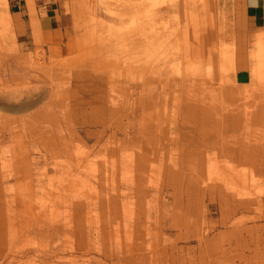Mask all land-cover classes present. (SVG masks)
Listing matches in <instances>:
<instances>
[{
	"label": "rangeland",
	"instance_id": "1",
	"mask_svg": "<svg viewBox=\"0 0 264 264\" xmlns=\"http://www.w3.org/2000/svg\"><path fill=\"white\" fill-rule=\"evenodd\" d=\"M202 1L25 0L24 38L0 3V177L49 211L5 220L0 264H264V25L238 86L230 0Z\"/></svg>",
	"mask_w": 264,
	"mask_h": 264
},
{
	"label": "crops",
	"instance_id": "2",
	"mask_svg": "<svg viewBox=\"0 0 264 264\" xmlns=\"http://www.w3.org/2000/svg\"><path fill=\"white\" fill-rule=\"evenodd\" d=\"M61 0H34L36 8L44 10L45 19L49 22L55 18ZM232 6L231 42L235 47V83L238 86H247L249 77L247 74V52L250 37L260 32L264 25L262 6L264 0H230ZM9 14L16 38H24L27 35L25 21L29 16L25 0H8ZM44 20V19H43ZM243 53L245 67L238 69V53Z\"/></svg>",
	"mask_w": 264,
	"mask_h": 264
},
{
	"label": "bare ground",
	"instance_id": "3",
	"mask_svg": "<svg viewBox=\"0 0 264 264\" xmlns=\"http://www.w3.org/2000/svg\"><path fill=\"white\" fill-rule=\"evenodd\" d=\"M3 0H0V3L2 2ZM201 7H202V9H200L201 11H203V13L204 14H210V12H211V10L213 9V7H214V5H213V3H211V1L210 0H204V1H202V3H201ZM29 8H30V11H32V5L30 6L29 5ZM209 16V15H208ZM211 18V17H210ZM210 21V20H209ZM206 23V22H205ZM208 23V22H207ZM204 30V29H203ZM212 40H211V38H207L206 37V39H205V42H204V46H205V49H204V53H205V57H208V58H212L213 57V55H214V53H215V51H214V48H215V46H216V44H218L217 42L216 43H213V42H211ZM234 69H235V56H234V50L232 51V54H231V66H230V71H231V73H232V75H233V77H234ZM253 75H254V72H253ZM28 92V91H27ZM29 93H32V90L29 92ZM10 94V93H9ZM28 94V93H27ZM35 93H33V94H29L31 97H32V95H34ZM42 94V93H41ZM37 96H38V94H37ZM6 97H8V96H6ZM35 97V96H34ZM40 97V96H39ZM30 98V97H29ZM37 99H38V97H37ZM7 100V99H6ZM28 100V99H27ZM31 100V99H30ZM3 101V100H2ZM32 101H33V98H32ZM31 101V102H32ZM37 101V100H36ZM5 102V101H4ZM23 102V101H22ZM30 101H28V103H29ZM26 104H27V102H25ZM16 110V109H15ZM14 110V111H15ZM19 110V109H18ZM25 110V109H24ZM17 111V110H16ZM34 160V159H33ZM76 162V161H75ZM30 163H32V162H30ZM29 163V164H30ZM78 163H79V161H78ZM31 165V164H30ZM31 167V166H30ZM30 167H28V168H30ZM42 167V166H41ZM54 167V166H53ZM43 168V167H42ZM77 168V167H76ZM34 170V169H33ZM26 174V173H25ZM45 174V173H44ZM33 176V175H32ZM42 176H43V174H42ZM6 177V176H5ZM7 177H10L11 178V176H8L7 175ZM6 177V178H7ZM35 177V176H34ZM46 177V176H45ZM6 178H4L3 176H2V178L0 177V241H2V242H4V240H5V238L7 237V234H9V233H7V228H6V223H5V220H12V221H17V224L19 225V223L20 222H23L22 220H24V222L23 223H26L25 224V229H26V227H27V233L28 232H31V230L33 229V227H32V221L31 220H33L34 219V216H35V214H38V213H42V218H43V220H42V222H44L43 223V227H42V229L44 230L45 229V225H46V223L49 221V211L46 209V207H44L43 205L41 206V205H39L40 204V202L41 201H35V199H36V191L33 193L35 196H34V198L35 199H33V195H31V193H29V192H27V193H25L24 191H23V193H25L24 195H21V196H10V195H6V193L4 192L5 191V186H3V185H5V183H6V181H5V179ZM25 178H29V177H25ZM45 179V178H44ZM8 180H10L9 178H8ZM26 181V180H25ZM29 181V180H28ZM21 182V181H20ZM36 182V181H35ZM38 182V181H37ZM17 183V182H16ZM21 184V183H20ZM22 184H24V183H22ZM25 185V184H24ZM31 184H29V186H30ZM28 186V187H29ZM34 186L35 185H33V188H34ZM22 188V187H21ZM31 188V187H30ZM45 189H46V187H45ZM33 190V189H32ZM114 190V189H113ZM28 191V190H27ZM37 191H39V190H37ZM41 191V190H40ZM44 191H46V190H44ZM135 190H132V192H134ZM19 192V191H18ZM111 192V191H110ZM127 192V191H126ZM114 193V192H113ZM138 193V192H137ZM14 194V193H13ZM72 194V193H71ZM108 194H110V193H108ZM136 194V193H135ZM6 195V196H5ZM19 195H20V192H19ZM69 195V194H68ZM111 195V194H110ZM40 196H41V194H40ZM64 196V195H63ZM66 196V195H65ZM73 196H75V195H73ZM38 197H39V195H38ZM68 198H70V196H67ZM67 197H65V198H67ZM81 197V196H80ZM110 197H112V196H110ZM109 197V198H110ZM139 197H140V195H139ZM42 198H43V196H42ZM59 198V197H58ZM39 199H40V197H39ZM63 199V198H62ZM61 199V200H62ZM81 199V198H80ZM79 199V200H80ZM103 199V198H102ZM41 200V199H40ZM72 200V199H71ZM71 200L70 201H68V202H71ZM113 200H114V198H113ZM100 201H102V200H100ZM104 201V200H103ZM107 201V200H106ZM46 202V201H45ZM65 202L66 201H63V203L65 204ZM81 202H83V200L81 201ZM6 203H7V207H6ZM35 203H36V205H35ZM53 203V202H52ZM58 203H60L59 201H58ZM111 203V202H110ZM35 206H34V205ZM67 204V203H66ZM65 204V206H67ZM70 204V203H69ZM39 205V206H38ZM73 205V204H72ZM84 205V204H83ZM86 205H87V203H86ZM107 205V204H106ZM4 206L6 207V208H4ZM50 206V205H49ZM58 206V205H57ZM70 206H71V204H70ZM75 206H76V208H79V207H81L82 206V203H80V201L79 202H77V203H75ZM88 206H89V204H88ZM21 207V208H20ZM84 207H85V205H84ZM87 207V206H86ZM98 207V206H97ZM20 208V209H19ZM75 208V207H74ZM74 208H73V210H74ZM89 208V207H88ZM91 208V207H90ZM103 208V207H102ZM76 210V209H75ZM83 211V210H82ZM81 211V212H82ZM2 213H4V214H2ZM48 219V220H47ZM25 220H26V222H25ZM16 223V222H15ZM11 224H13V223H11ZM17 224H13V226H14V229H13V231L15 230V228H16V232L15 233H19L18 232V230H20V229H17L18 227V225ZM23 225V224H22ZM30 226V227H29ZM22 228H24V226H22ZM12 231V232H13ZM14 233V234H15ZM48 233V229H46L45 230V234H47ZM7 240V239H6ZM86 242H88V241H86ZM27 244V243H26ZM88 245V244H87ZM87 248V247H86ZM39 249V248H38ZM88 249V248H87ZM44 250V249H43ZM47 250V249H46ZM89 250V249H88ZM87 251V250H86ZM131 251H133V250H131ZM14 252V254H13V256H19L22 252L19 250V251H13ZM84 252V251H83ZM27 253V252H26ZM6 255V254H5ZM23 256V255H22ZM37 256V255H36ZM25 257V256H24ZM31 257V259H32V256H30ZM43 257V256H42ZM12 258V257H11ZM143 258V257H142ZM4 259V258H3ZM2 259V260H3ZM16 259V258H15ZM14 258H12V260L13 261H16ZM27 259H29V258H27ZM34 259V258H33ZM34 260H36V259H34ZM9 261V260H8ZM7 262V261H6ZM20 262V261H19ZM25 262V261H24ZM38 262V261H37ZM41 262H44V260L42 261H40V263ZM0 263H1V260H0ZM28 263V262H27ZM33 262H31V264H32ZM9 264V263H8ZM24 264H26V263H24ZM41 264H44V263H41Z\"/></svg>",
	"mask_w": 264,
	"mask_h": 264
}]
</instances>
